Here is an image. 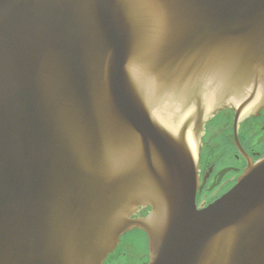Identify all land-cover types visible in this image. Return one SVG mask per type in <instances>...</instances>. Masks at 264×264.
Here are the masks:
<instances>
[{"label": "water", "instance_id": "water-1", "mask_svg": "<svg viewBox=\"0 0 264 264\" xmlns=\"http://www.w3.org/2000/svg\"><path fill=\"white\" fill-rule=\"evenodd\" d=\"M234 105L264 108V0H0V264H104L139 227L148 264H264V156L195 201Z\"/></svg>", "mask_w": 264, "mask_h": 264}, {"label": "flooded vegetation", "instance_id": "flooded-vegetation-1", "mask_svg": "<svg viewBox=\"0 0 264 264\" xmlns=\"http://www.w3.org/2000/svg\"><path fill=\"white\" fill-rule=\"evenodd\" d=\"M262 156L264 108L234 105L211 116L197 138L199 185L195 201L198 208L208 206L231 190L249 161L255 162ZM150 212L151 207H147L135 217L147 216ZM120 238L118 247L104 264H148L150 254L146 232L140 227L133 228ZM134 244L135 248L143 250L141 257L137 256L135 248H130Z\"/></svg>", "mask_w": 264, "mask_h": 264}, {"label": "rangeland", "instance_id": "rangeland-1", "mask_svg": "<svg viewBox=\"0 0 264 264\" xmlns=\"http://www.w3.org/2000/svg\"><path fill=\"white\" fill-rule=\"evenodd\" d=\"M131 240H133V238L131 239ZM136 247V244H134V246H131L130 248L132 249V248H135ZM135 251H136V253H137V256L138 257H141V253L143 252V250H141V249H139V248H135ZM137 257V258H138ZM135 259V258H134ZM140 263V262H139Z\"/></svg>", "mask_w": 264, "mask_h": 264}, {"label": "bare ground", "instance_id": "bare-ground-1", "mask_svg": "<svg viewBox=\"0 0 264 264\" xmlns=\"http://www.w3.org/2000/svg\"><path fill=\"white\" fill-rule=\"evenodd\" d=\"M212 98V96L208 99L209 100V102H210V99ZM192 145H193V147L195 146V141H194V139L192 138Z\"/></svg>", "mask_w": 264, "mask_h": 264}]
</instances>
